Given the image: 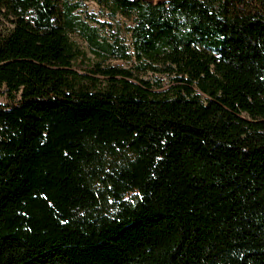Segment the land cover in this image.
Here are the masks:
<instances>
[{"label":"trees","instance_id":"trees-1","mask_svg":"<svg viewBox=\"0 0 264 264\" xmlns=\"http://www.w3.org/2000/svg\"><path fill=\"white\" fill-rule=\"evenodd\" d=\"M95 1L0 0V264H264V0Z\"/></svg>","mask_w":264,"mask_h":264},{"label":"rangeland","instance_id":"rangeland-1","mask_svg":"<svg viewBox=\"0 0 264 264\" xmlns=\"http://www.w3.org/2000/svg\"><path fill=\"white\" fill-rule=\"evenodd\" d=\"M63 4H76L78 9L76 11L82 19L90 24L92 27L99 28V33L102 40H108L114 42L119 36L122 38L123 43L130 46L131 39L128 34V28L133 25V19L124 17L120 14L113 16L109 7L101 5L95 0H59ZM6 12L3 10L0 12V28L9 27V19ZM70 39L74 42L76 47L83 53V57L76 63V69L81 74H87L94 66L101 65L102 67L115 66L136 71V75L144 79H155L152 73L139 74L136 66L137 62L133 57L130 61L119 58L118 56H110L103 51L95 48L89 44L86 38L79 32H70ZM131 53H133L131 51ZM100 80H104L102 76H96ZM160 78V77H158ZM163 82H168L167 78L162 77ZM8 97L4 90H0V103H8Z\"/></svg>","mask_w":264,"mask_h":264}]
</instances>
